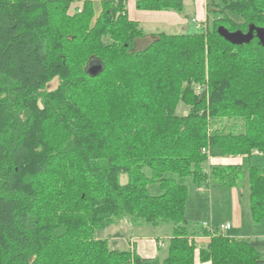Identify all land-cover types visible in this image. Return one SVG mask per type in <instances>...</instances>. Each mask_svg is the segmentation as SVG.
<instances>
[{
  "label": "trees",
  "instance_id": "obj_1",
  "mask_svg": "<svg viewBox=\"0 0 264 264\" xmlns=\"http://www.w3.org/2000/svg\"><path fill=\"white\" fill-rule=\"evenodd\" d=\"M75 1L0 0V264H193L189 188L172 175L234 187L241 164H213L212 147L264 158V0H205L204 27L152 33L139 49L128 0H82L69 14ZM185 1L135 3L182 12ZM220 26L251 39L232 44ZM247 165L259 223L264 164ZM126 215L172 224L165 258L97 236ZM211 231L200 260L264 264V237Z\"/></svg>",
  "mask_w": 264,
  "mask_h": 264
},
{
  "label": "rangeland",
  "instance_id": "obj_2",
  "mask_svg": "<svg viewBox=\"0 0 264 264\" xmlns=\"http://www.w3.org/2000/svg\"><path fill=\"white\" fill-rule=\"evenodd\" d=\"M82 0H76L69 8L68 13L72 14L73 9L81 6ZM97 4V0H91ZM127 14L128 17L139 21L141 27L146 33V36L150 38L152 33L156 32H168V33H184V32H194L196 30V23L199 26L204 27L206 14H205V0H186L184 2V7L182 12L177 11H167V10H146L140 9L137 7L135 0L127 1ZM201 29V28H200ZM136 46H134L135 48ZM58 83V80L55 78L49 84L48 87H54ZM227 124L230 121H226ZM210 157H213L212 163L220 162L216 159L222 158L223 163L235 162L237 159H232L228 157H223L217 148L210 149ZM264 161V158L259 156H252V164H264L259 163ZM239 164L242 166V171L238 179V190L240 191L243 199L249 201V188H248V174H247V160L241 159L238 160ZM144 172L149 175V169L145 168ZM176 180L188 186L189 196L186 202V218L188 219L187 225L189 229L196 230L195 233H199L198 230L202 226L203 222H207L210 216V202H209V193L208 186L205 185L206 194H201L203 197V202L198 205L197 200L192 196L193 190L197 194V187L201 185H195L192 182L191 177L184 176L178 177L172 175ZM118 180L121 184H125L129 180V175L126 172L118 174ZM211 188L216 184L215 181L211 182ZM221 189V188H220ZM147 191L150 195H159L162 193V189L157 182H151L147 186ZM221 195L224 196V190L221 189ZM214 212L218 216H225L223 213L222 207L220 204H217L214 201ZM227 216V215H226ZM218 226V225H216ZM215 229V225L213 226ZM220 230L219 226L218 229ZM118 233V236L116 235ZM172 235V224L168 222H162L159 225H136L131 220L129 215L123 216L108 226L105 229H102L98 233V237L107 238L111 246L117 248H134L136 253L143 257H157L159 260L165 258L167 253V241L168 238ZM134 241V243H133ZM134 244V245H133ZM199 245L196 243L194 259H197L199 254ZM198 253V254H197ZM196 257V258H195Z\"/></svg>",
  "mask_w": 264,
  "mask_h": 264
},
{
  "label": "crops",
  "instance_id": "obj_3",
  "mask_svg": "<svg viewBox=\"0 0 264 264\" xmlns=\"http://www.w3.org/2000/svg\"><path fill=\"white\" fill-rule=\"evenodd\" d=\"M149 41H150V38H148L147 36H144L136 40L135 44H136V47L139 49V48L146 46V44ZM232 159H237V160L235 162H228V163H239L237 162L238 160L246 159V158L240 156V157H236ZM213 160H214L213 157H211V162ZM217 160L220 162H214V164H222V165L228 164V163L226 164L223 163L222 158L216 159V161ZM246 160H247V164L251 163V159H246ZM258 162L264 163V161L263 162L258 161ZM205 185L206 184H201V186L197 187V192H199L197 194H195L193 190L192 196H194V199L197 200L196 203L198 205H200L203 202V197L201 196L203 194H206L207 192L206 189L204 188ZM211 185H212L211 183L210 185H208L209 202L211 206L210 216L207 222H203V224L204 223L209 224V229H207L204 226L203 227L201 226L200 229L198 230L199 233H196V236L194 237L195 243L200 244L199 248L200 246L206 245L210 237L209 234H205L203 233V231L212 232L211 230H217L218 226L223 225V224H229L230 227L227 229L217 230V232L230 236V237H236V238L264 237V219L260 221L259 223H253L251 221L250 212H249V201L246 200L245 202V199H243V197L240 194V191L238 190V185L234 187H227V186L218 185L216 183L214 186H212V188H211ZM198 188L200 189L198 190ZM220 188L224 190L223 192L224 196L221 195L222 191ZM214 201H216L217 204L221 205L223 213H225L227 216L225 215L221 217L215 214L214 212L215 210L213 208ZM214 225H215V229L213 227ZM194 232H196V230ZM193 264H210V262L200 260L199 254H198L197 259H194Z\"/></svg>",
  "mask_w": 264,
  "mask_h": 264
},
{
  "label": "water",
  "instance_id": "obj_4",
  "mask_svg": "<svg viewBox=\"0 0 264 264\" xmlns=\"http://www.w3.org/2000/svg\"><path fill=\"white\" fill-rule=\"evenodd\" d=\"M218 33L221 37H223L225 40L232 44H241V43H247L251 39V31H249L246 34H242L240 32L236 33H230L228 32L224 27L220 26L218 28ZM258 36L260 38V41L264 43V31H261L258 29ZM99 65H93L89 71L91 74H94L99 69Z\"/></svg>",
  "mask_w": 264,
  "mask_h": 264
},
{
  "label": "built area",
  "instance_id": "obj_5",
  "mask_svg": "<svg viewBox=\"0 0 264 264\" xmlns=\"http://www.w3.org/2000/svg\"><path fill=\"white\" fill-rule=\"evenodd\" d=\"M203 226L206 227V228H209V225L206 224V223H204ZM229 227H230L229 224H223V225H220V226H219L220 229H227V228H229Z\"/></svg>",
  "mask_w": 264,
  "mask_h": 264
}]
</instances>
